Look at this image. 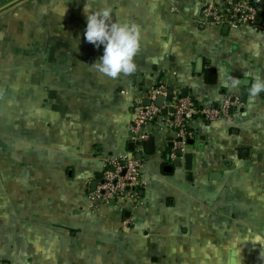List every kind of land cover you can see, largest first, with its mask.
Here are the masks:
<instances>
[{"label": "crops", "instance_id": "1", "mask_svg": "<svg viewBox=\"0 0 264 264\" xmlns=\"http://www.w3.org/2000/svg\"><path fill=\"white\" fill-rule=\"evenodd\" d=\"M207 1L89 0L140 27L136 71L110 78L84 38L87 0H0L1 264H264V92L248 97L264 77V9L258 32L207 27ZM151 82L242 104L193 122L188 167L162 135L129 140L123 90ZM129 152L145 163L134 207L89 209L102 158Z\"/></svg>", "mask_w": 264, "mask_h": 264}, {"label": "built area", "instance_id": "2", "mask_svg": "<svg viewBox=\"0 0 264 264\" xmlns=\"http://www.w3.org/2000/svg\"><path fill=\"white\" fill-rule=\"evenodd\" d=\"M263 9L259 0H208L196 19L207 27H248L258 32L262 25L257 17ZM123 93L129 94L132 100L128 132L134 150L159 134L171 144V159L177 160H182L188 150V141L195 132L192 128L195 120L229 121L232 119V110L242 104L229 95L218 104L209 100L198 101L191 95L183 94L179 86L164 82H151L143 87L131 85ZM158 96L163 98L161 105L155 104ZM145 100L148 103H143ZM144 168V161L134 152L105 155L95 187L86 192L88 208L96 210L100 205L112 204L133 208L143 186ZM129 222L125 219L122 225L127 226Z\"/></svg>", "mask_w": 264, "mask_h": 264}, {"label": "clouds", "instance_id": "3", "mask_svg": "<svg viewBox=\"0 0 264 264\" xmlns=\"http://www.w3.org/2000/svg\"><path fill=\"white\" fill-rule=\"evenodd\" d=\"M83 11L87 20L85 40L96 47L103 46L102 55L92 63L96 71L110 78L135 72L137 65L134 57L141 47L139 25L132 21L114 19L110 6L92 8L89 0L84 4ZM250 50L253 55L259 56V43L253 42ZM261 92H264V77L256 75L248 88V97L254 99Z\"/></svg>", "mask_w": 264, "mask_h": 264}, {"label": "water", "instance_id": "4", "mask_svg": "<svg viewBox=\"0 0 264 264\" xmlns=\"http://www.w3.org/2000/svg\"><path fill=\"white\" fill-rule=\"evenodd\" d=\"M259 16V15H258ZM223 27H227L226 25H224ZM167 99H169V95L167 96ZM162 101H163V98L161 97V96H158L157 98H156V100H155V104H157V105H161V103H162ZM143 103H148V101H144ZM188 143H189V141H188ZM190 143H191V141H190ZM177 153H179V151H177ZM191 153H189V152H185L184 153V160H185V164L189 167V165H190V162H191Z\"/></svg>", "mask_w": 264, "mask_h": 264}]
</instances>
